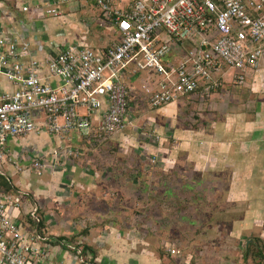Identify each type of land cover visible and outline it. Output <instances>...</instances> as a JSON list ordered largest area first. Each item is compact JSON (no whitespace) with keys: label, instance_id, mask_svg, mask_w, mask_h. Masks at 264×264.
Instances as JSON below:
<instances>
[{"label":"crops","instance_id":"0c3cea01","mask_svg":"<svg viewBox=\"0 0 264 264\" xmlns=\"http://www.w3.org/2000/svg\"><path fill=\"white\" fill-rule=\"evenodd\" d=\"M23 6L26 7L25 11L21 10ZM84 7L96 10L89 0H0V30L16 31L30 43L35 57L42 58L66 46L85 45L83 35L79 43L63 42L64 34L60 30L53 32L56 39L52 36L53 39L49 40L45 24L47 17H65L58 26L66 22L72 27L75 20L79 24L81 19L95 23L96 28L106 26L99 21L97 11L94 17H71ZM46 8H54L59 14H45L43 11ZM82 30L85 34L90 33L83 24ZM116 35L94 49L111 45L117 41L118 33ZM96 41L101 42L103 38L98 37ZM231 75L230 69L222 71L220 85L208 94L196 91L180 95L158 109L155 108L151 118L153 123H149L151 132H156L152 147L149 143L138 142V148H126L124 154L117 155L123 157L124 162L105 170L98 166L88 171L74 166L67 169L73 173L71 192L74 201L71 208L65 204L69 197L67 182H60L63 191L54 197L50 182L33 181V192L29 193L19 189L7 176L16 190L28 194V199L35 203L42 219L40 229L45 237L44 248L47 255L44 259H38L35 264H107L104 255L97 251L98 248L106 251L107 248L104 247L112 235H117L113 251H127L129 248L124 247L129 244L135 246L139 258L150 261V264H174L168 257L176 256L167 252L166 257L156 255L157 243H150L147 239L149 233L144 222L151 219L152 230L156 227L151 235L157 236L160 233L162 225H158L156 221L164 213H159L158 205L161 198L166 196L172 199L169 203L175 202L181 208L178 212L184 218L180 217V220H184V224L188 223V227H192L193 221L202 220L199 227H194L192 231L209 228L214 234L226 237H241L244 231H248L247 235L255 234L251 231L252 228L264 222V58L259 61L256 69L246 72L243 84L235 85ZM157 78V75L146 71L131 74L127 69L123 73V81L128 88V110L134 105L129 101L133 98L131 93L144 100L141 85ZM11 89L12 85L0 75V92ZM138 102L143 106L141 101ZM128 115L130 116L129 112L127 117ZM115 136L113 134L95 145H103ZM17 138L7 141L8 149ZM118 139L128 138L121 136ZM115 143L116 141L112 144ZM31 149L25 150L26 156L31 155ZM145 150L153 152L145 156ZM60 153L62 155V148ZM150 155L155 156H151L154 158L153 164L150 162ZM3 163L0 162V167ZM3 169L0 168L1 176ZM12 172L15 173V168L10 171ZM123 188L129 191L123 192ZM197 188L202 189L201 194H195L194 189ZM111 190H114L113 193ZM141 193L144 200L138 204L143 203V209L136 214V226H133L130 216L135 215L129 212L130 203H133L136 196L140 198ZM148 204H152L153 212L147 209ZM24 208L13 210L12 215L17 219H26ZM190 212L198 216L191 217ZM111 214L116 220L113 224L107 223ZM69 216H73L77 222L74 229H71ZM209 216H215V220L208 222ZM87 219L94 221L91 220L84 235L76 237V242L85 249L88 247L90 259L80 263L74 251L67 249L65 244L75 242L72 241L73 236L85 226L84 221ZM108 224L110 225L107 226ZM172 226L167 223L162 228L170 230ZM133 227L136 228V239L133 238L131 242L126 240V245H123V235L135 236ZM98 232L100 239H95ZM165 249L166 247L163 250Z\"/></svg>","mask_w":264,"mask_h":264},{"label":"built area","instance_id":"2783aa9c","mask_svg":"<svg viewBox=\"0 0 264 264\" xmlns=\"http://www.w3.org/2000/svg\"><path fill=\"white\" fill-rule=\"evenodd\" d=\"M89 1L99 21L118 31L117 41L107 47L70 45L36 58L24 37L0 30V75L12 85L0 92V162L12 160L6 146L10 138L73 133L95 145L121 130L128 113L127 69L158 76L141 85L143 101L152 109L180 95L210 93L226 69L239 86L264 58V0ZM43 12L59 14L54 8ZM77 154L75 146L62 148L64 157ZM31 160L34 170L43 168ZM28 198L16 189L0 190V264H35L47 255L37 229L38 209ZM20 207L26 219L12 215ZM65 247L80 263L90 259L76 241ZM165 251L177 255L172 247Z\"/></svg>","mask_w":264,"mask_h":264},{"label":"rangeland","instance_id":"374dc122","mask_svg":"<svg viewBox=\"0 0 264 264\" xmlns=\"http://www.w3.org/2000/svg\"><path fill=\"white\" fill-rule=\"evenodd\" d=\"M95 11L96 10H93L92 8L88 9L87 7H84L83 10L74 13L73 15H71V17L75 19L82 16L85 17V15L94 17L96 15ZM63 19L65 20V17L63 16H59L56 18L47 17L45 24H47L48 27L46 29V35L49 40L53 39L52 36H54V39H56L57 36L54 35L53 32L55 30H60L63 31L64 34L63 42L77 41V43H79V41H81V36L83 35L85 38V45L91 48H96L97 46L104 45L106 41L108 42L111 36H117L116 34L118 31L116 27H112L111 30H109V28H105L106 26L96 28L95 23L88 22L87 20L82 21V19L79 20V24L77 20H75L73 22L74 26L72 27L68 26L66 22L58 26L59 22ZM82 24L84 27L89 29V34L83 33ZM98 37H102L103 41L97 42L96 40ZM131 95L133 98H131V100L129 101L130 103L133 102L134 105H131L128 110L130 116L128 115L125 126L118 132L114 133L116 134L115 138H111L109 142L97 146L88 143L84 139H79L73 133L63 138H58L44 131L30 133L25 136L18 137L15 140L16 142H14V145L8 149L7 153L10 154L12 160H7L6 163H3L2 167H0L1 169L4 168L2 170L3 177L8 176L10 181L14 185L18 186L19 189L29 193L33 192L31 188V184L33 183V181L43 180L50 182L52 185L51 187L52 192L54 193V197L57 195V193L63 191L61 189L62 187L60 182L65 181L67 182L66 185L69 187L70 191H68L69 194L67 196L69 197L66 200L65 204H67V207L71 208L72 202L74 201L73 193L71 192L73 190V173L68 172L67 169H71V167L74 166L78 169L88 171L90 169H93V167L98 166L101 168V170H105L108 167L110 168L112 166L121 164V162H124L122 160L124 158L117 155L120 153L124 154L126 148L128 150L132 147L138 148V142H143L146 144L149 143L152 147V142L156 140V132H151V126L149 124L153 123V120L151 118L154 116L153 110H155V108H148L141 97L135 96V93L132 92ZM138 100L142 102L143 106L140 105ZM121 136H125L128 139L119 140L118 138ZM115 141L116 143L112 144ZM66 145L75 146L78 154L74 157H64L63 155H61V148ZM30 148H32L29 152L31 155L26 156L27 152L25 150ZM152 152H148L145 150L144 153L145 156H148L149 154H152ZM151 156L153 157L154 155H150L149 158ZM131 157L133 158V156ZM32 158H36L37 160L42 162L43 168L39 171L34 170L31 166V163L33 161L31 160ZM153 162H151V164H153ZM5 167H8V169H6ZM14 168L15 173H10V171H12V169ZM147 188H150V190H152L149 186H147ZM140 189H142V187H140ZM113 191L114 190H111L112 193ZM122 191L126 192L129 190L123 188ZM194 191L195 194H201L202 189L197 188L194 189ZM130 192H132V190ZM142 193L139 194L141 196V200L139 196H136V199L133 201V203H130L131 207L129 208V212L130 214L135 215L130 216L132 218L130 222H132L133 226H136V214H138L139 211L143 209V203L141 205L138 204L140 202H143L142 200H144ZM161 199L162 200L160 201L158 208L159 213H164V215L160 219H157L158 221H156V223H158V225L160 226L171 223L173 225L172 228L169 230L168 228H162L161 226L159 231L160 233L155 236L151 235L153 231L150 225L152 224V220L146 219L144 221L145 229L149 233L147 239L151 241L150 243L154 241L155 244L157 243L156 255L160 256V258H162V256H167L166 251L163 250L165 247H172L177 251V255L175 258L168 257V259L171 260V262L174 264H177V262L183 264H264V222L260 226H255V228L253 227L254 229L252 228L251 231L255 234L250 233L249 235H247L248 231H244V234L241 235V237H226L217 235L214 234L213 231L209 230V228H206L203 231L201 229L192 231L194 227H199L198 225L200 222H202V220L200 222L198 220H195L192 222V227H188V223L184 224L185 221L180 220V217L184 218V216L180 214L181 212H178V210H181V208L178 207V205H175V202H170V204L169 201H172V199L168 198V196ZM146 206L149 210L153 209L152 204H148ZM67 207L66 209H69ZM113 209L115 211V205H113ZM150 212H153V210ZM111 215L112 216H110V218L107 220V223L111 222V224H113L114 222H116V220L113 214ZM189 215L191 217L193 216L194 218L198 216V214L192 212H190ZM69 217H71L69 220L71 229H74L73 226L77 222L73 218V216ZM214 217L215 216H209V219L207 221L212 222V220H215ZM91 220L92 219H87L84 221L85 226H82L83 228L79 230V232H82H78L77 234H75L72 241H76V237L78 238L84 235V232H86V230L88 229ZM109 225L110 224H108L107 226ZM155 228L156 227H154V231H156ZM133 232L135 236L129 234L123 235V245H126V240L131 242L133 238L136 239V228L134 227ZM98 233L96 234L95 239H100V232ZM254 237H258L261 239V246L258 252L254 251L250 246L246 247V245L250 243V239H254ZM109 238L110 240L104 247L105 249L107 248L106 251H101L99 250V248L97 251L98 254L104 255L103 257L107 260V264H143V261L144 263L146 262L145 264H150V261L142 260L138 255H136L137 251L135 249V246L133 245L128 244V246L124 247L125 249L129 248V251H113V242H115V240L117 239V235H112V237Z\"/></svg>","mask_w":264,"mask_h":264},{"label":"trees","instance_id":"16d2710c","mask_svg":"<svg viewBox=\"0 0 264 264\" xmlns=\"http://www.w3.org/2000/svg\"><path fill=\"white\" fill-rule=\"evenodd\" d=\"M15 189L14 186H12V184L10 183L9 179H6L5 177L1 176L0 175V190L4 191V192H12V190ZM39 217V223H38V226H37V229H40V227L42 226V219L40 217V215H38ZM250 243L246 245V247L250 246L254 251H257L260 249V238L258 237H254V239H250ZM82 246V254L87 250L88 252H90V250L88 249H85V247L83 245H80V247Z\"/></svg>","mask_w":264,"mask_h":264}]
</instances>
